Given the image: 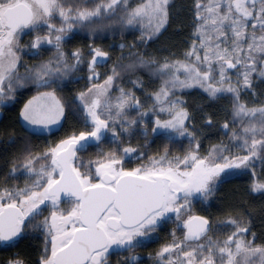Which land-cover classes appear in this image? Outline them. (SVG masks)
Listing matches in <instances>:
<instances>
[{
  "label": "snow or ice",
  "instance_id": "snow-or-ice-1",
  "mask_svg": "<svg viewBox=\"0 0 264 264\" xmlns=\"http://www.w3.org/2000/svg\"><path fill=\"white\" fill-rule=\"evenodd\" d=\"M0 253L264 264V0H0Z\"/></svg>",
  "mask_w": 264,
  "mask_h": 264
},
{
  "label": "trees",
  "instance_id": "trees-1",
  "mask_svg": "<svg viewBox=\"0 0 264 264\" xmlns=\"http://www.w3.org/2000/svg\"><path fill=\"white\" fill-rule=\"evenodd\" d=\"M170 32H171V29H170ZM137 35H138V33H137ZM111 39H113V38L109 37L106 40L97 41V42L98 43H105V44H107ZM115 39H116L117 42L119 41V37H116ZM125 39L131 40L132 39V36L131 35H128V36L125 37ZM243 183H244V181H242V180L232 181L229 185H226L225 186V189H231L233 186H235V187H237L238 189H240L242 191L243 190ZM225 189H221V193L220 194H224ZM258 202H259V198H257V203Z\"/></svg>",
  "mask_w": 264,
  "mask_h": 264
},
{
  "label": "flooded vegetation",
  "instance_id": "flooded-vegetation-1",
  "mask_svg": "<svg viewBox=\"0 0 264 264\" xmlns=\"http://www.w3.org/2000/svg\"><path fill=\"white\" fill-rule=\"evenodd\" d=\"M33 243H38V241H33ZM4 253H0V256H3Z\"/></svg>",
  "mask_w": 264,
  "mask_h": 264
}]
</instances>
